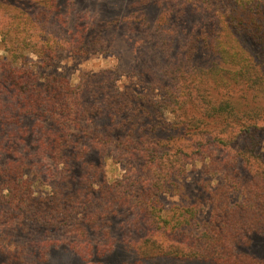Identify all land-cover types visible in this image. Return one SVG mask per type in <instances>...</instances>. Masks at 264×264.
I'll return each instance as SVG.
<instances>
[{
  "label": "trees",
  "instance_id": "1",
  "mask_svg": "<svg viewBox=\"0 0 264 264\" xmlns=\"http://www.w3.org/2000/svg\"><path fill=\"white\" fill-rule=\"evenodd\" d=\"M147 1L161 8V18L176 23L186 25L191 14L201 18L199 33L188 40L192 55L188 58L204 49L223 63L209 69L206 82L184 83V73L178 64L166 68L165 74L175 80L164 90V104L120 89L103 90L100 102L97 95L88 96L94 100L84 103L78 98L84 94L83 89L77 96V89L57 77L47 79L39 87L37 76L23 66L18 67L12 70L13 78L8 79L15 91L8 105L2 95L9 83L0 79V137L12 129L17 137L28 119L43 122L52 117L61 128L53 136L52 147L58 159H62L73 145L75 134L71 128H81L85 116L99 113L121 119L137 142L130 152L143 160L139 180L145 183L140 185L135 179L132 186V189L141 187L139 202L134 205L137 207L134 221L142 220L148 226H138L142 237L134 246L152 252L128 264L157 260H170L171 264H264L238 251L240 242L249 235L264 236V161L259 153L264 138V0H145L144 3ZM53 5L55 0H0V35L9 65L24 63L29 53L42 55L44 49H49L48 41L35 43L32 34L46 37L47 33L39 31L50 24ZM101 31L98 28L88 36L76 48L77 53L89 54V47L96 46ZM230 35L235 36L233 42ZM36 47L37 50H31ZM82 137L103 154L110 146L116 148L115 142L123 139H106L86 130ZM4 148V143H0V149ZM8 166L9 169L0 170V176L7 175L0 186V204L10 207L0 209V234L6 221L14 218L12 211L22 220L56 231L82 215L84 223L79 220L74 227L76 235L82 238L87 236L88 227L100 224L101 219L114 213L111 208L103 212L101 208H90V202L86 205L74 196L64 197L58 190L39 194L25 177L22 165L10 162ZM194 169L210 178L200 184L211 209L204 222L199 220L205 210L200 202L167 214L159 202L161 196L177 189L179 182ZM91 190L97 194L100 205L105 202L115 207L127 200L118 201V197H130L129 191L118 192L117 184ZM236 194L240 200L234 202ZM99 229L106 241L102 249L110 252L114 239L104 227ZM160 239L169 241V245L164 248Z\"/></svg>",
  "mask_w": 264,
  "mask_h": 264
},
{
  "label": "rangeland",
  "instance_id": "2",
  "mask_svg": "<svg viewBox=\"0 0 264 264\" xmlns=\"http://www.w3.org/2000/svg\"><path fill=\"white\" fill-rule=\"evenodd\" d=\"M144 1L55 0L50 24L39 31L40 34L47 33L46 37L32 34L35 43L48 41L49 49H44L42 55L39 52L29 53L24 63L17 65H9L6 45L3 35H0V79L9 83L3 91V102L8 105L13 100L14 86L8 79L13 78V69L22 66L37 76L39 87H43L47 79L57 77L77 89V96L78 91L83 89L84 94L78 98L84 103L94 100L88 96L95 98L97 95L96 101L100 102L103 90L120 89L132 90L164 104V90L170 81L175 80L172 75L165 74L166 68L178 64H181L180 71L184 73V83L194 85L206 82L209 69L223 63L204 49L197 50L192 58H188V55L192 56L188 40L199 33L201 18L191 14L186 25L179 21L176 23L173 19L161 18V8ZM98 28L102 31L97 36L96 46L89 47V54L79 55L76 48L81 47L83 41ZM230 37L233 42L235 36ZM31 50H37V47ZM80 125L81 128H71L75 137L68 155L58 159L52 139L60 126L53 122L52 117L43 122L32 118L26 120L17 137L13 129L7 131L5 137H0V143L5 146L4 151L0 149V170L9 169L10 162L17 163L24 167L25 177L31 180L37 193L45 195L58 190L64 197L74 196L86 205L90 202V208H101L100 212L111 208L114 213L100 218V224L88 227L87 236L82 238L74 232L79 220L84 223L82 215L77 217L76 222L56 231L22 220L12 211L14 218L6 221L0 234V264H128L152 254L150 249L137 250L134 246L142 237L138 226H148L142 220L139 223L134 221L137 210L134 205L139 202L141 187L132 189V186L135 179L140 185L145 183L139 180L143 174V160L130 152L133 143L137 144L136 139L129 135L128 125L108 114L87 115ZM84 130L92 135L99 133L106 139H123L115 142L116 148L110 146L103 154L90 140L82 137ZM23 136H26L24 141ZM259 153L264 161V138ZM5 176H0V186ZM204 179L210 180L200 169L189 172L177 189L160 197L164 213L200 202L205 210L199 220L206 221L211 209L200 185ZM90 184L95 190L101 187L108 189L117 184V191H129L130 197H118V201L127 200L115 207L105 202L100 205ZM212 187L216 188V184L213 183ZM239 200L237 194L233 196L234 202ZM7 208L10 207L0 204V209ZM101 226L114 239L110 252L105 253L102 249L106 241L99 229ZM161 242L164 248L169 245V241ZM240 243L239 252L264 262V236L251 234ZM171 262L157 260L146 261L145 264Z\"/></svg>",
  "mask_w": 264,
  "mask_h": 264
}]
</instances>
